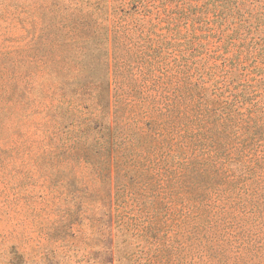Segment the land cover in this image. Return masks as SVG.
Here are the masks:
<instances>
[{"label": "rangeland", "instance_id": "obj_1", "mask_svg": "<svg viewBox=\"0 0 264 264\" xmlns=\"http://www.w3.org/2000/svg\"><path fill=\"white\" fill-rule=\"evenodd\" d=\"M163 3L0 0V264H264V91L257 112L246 110L241 136L225 139L223 152L241 148L245 165L220 170L215 184L181 186L176 172L168 188L147 152L123 163L129 172L117 181L79 156L107 142L110 46L102 25L81 19L108 15L113 24L156 14ZM256 3L264 12V0ZM168 52L126 64L133 91L172 92L180 73ZM114 214L120 226H133L120 228Z\"/></svg>", "mask_w": 264, "mask_h": 264}, {"label": "trees", "instance_id": "obj_2", "mask_svg": "<svg viewBox=\"0 0 264 264\" xmlns=\"http://www.w3.org/2000/svg\"><path fill=\"white\" fill-rule=\"evenodd\" d=\"M255 1L176 0L170 5L164 0L156 14L122 16L113 24L108 15L82 18L102 25L110 46L102 124L108 130L107 142L94 156L82 152L80 158L110 180L120 172L126 176L129 170L122 164L147 152L159 168L158 180L167 177L168 188L176 172L178 183L191 188L215 184L220 170L241 169V148L236 154L223 151L228 136H241L246 110L260 108L257 97L264 91V12ZM89 29L69 37H83ZM202 34L214 36L212 49L207 48L211 40L206 35L201 39ZM167 48L169 60H178L180 73L172 92L148 96L133 91L136 83L126 64L168 58L162 54ZM207 60L220 62L204 68ZM137 162L133 176L140 185L144 173L139 165L144 162ZM147 179L153 180L151 169ZM113 218L120 226L115 214ZM120 228L116 231L122 233ZM112 240L111 252L116 249Z\"/></svg>", "mask_w": 264, "mask_h": 264}]
</instances>
